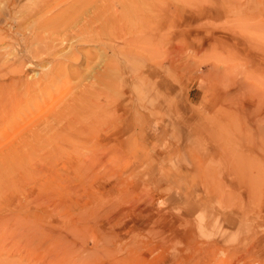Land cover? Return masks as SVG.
<instances>
[{"label": "rangeland", "instance_id": "obj_1", "mask_svg": "<svg viewBox=\"0 0 264 264\" xmlns=\"http://www.w3.org/2000/svg\"><path fill=\"white\" fill-rule=\"evenodd\" d=\"M41 1L0 0V264H264V0H162L160 19L104 0V21L126 20L115 29L132 45L76 42L60 66L29 72L37 32L53 29L38 20L66 0ZM107 51L121 68L113 126L87 114L68 127L95 100ZM131 109L143 118L120 122Z\"/></svg>", "mask_w": 264, "mask_h": 264}, {"label": "bare ground", "instance_id": "obj_2", "mask_svg": "<svg viewBox=\"0 0 264 264\" xmlns=\"http://www.w3.org/2000/svg\"><path fill=\"white\" fill-rule=\"evenodd\" d=\"M41 1V0H40ZM138 1V0H137ZM137 1H135L134 3H133V9H134V11L136 12V13H138V12H142V14L143 13H146V11L147 12H154V18L153 19H155V17L156 18H158V19H160V17H162L160 14H162L161 13V9H162V6H163V1L162 0H139L138 2ZM33 2H34V0H33ZM36 2L38 3V0H36ZM56 2H58V0H42L41 1V3H39L38 4V6H37V3H35V5H36V7L34 6V9L35 8H44V7H46V6H48V4H53V3H56ZM64 4V5H63ZM59 5V4H58ZM58 5H56V7H58L59 8V6ZM61 5V4H60ZM86 5L90 8V9H88L89 10V12H91V15H86L85 16V11L83 10V7H86ZM44 6V7H43ZM111 6V2L110 1H104V0H72V1H69V0H66V1H64L63 3H62V7H61V9H59V11H57V13H53L54 12V10H53V12H51V14L49 15H47V16H45L44 15V17L41 19H39L38 21H39V25H41L42 26V28L41 29H43V26H50L51 25V27L50 28H52V26H53V29L49 32V33H46V31H48V28H47V30H44L43 29V32L45 31V33H41V32H37L36 30V32H37V36H36V38L38 39V37L41 39L39 42H42V43H38L39 44V48H37L36 50H33L32 49V51H31V49H30V51L28 52V54H27V56H28V58H30V61H31V63L32 64H28L27 62H23L24 64L23 65H26V70H29V72H32L33 70H36V65H34V62L36 63V62H43V61H45L46 59L48 60V59H55V60H57V61H59L58 63H59V66L62 64V62H63V59H65L66 57H68L69 56V54L70 55H72V53L73 52H75L74 50H75V48H74V43H76V42H83L84 44H88V43H96V44H100V43H110L111 45H110V48L112 49V43L114 42H116L117 43V41H120V44H124V45H128V46H130V45H132V43L133 42H131L129 39L131 38H129V39H127V33H126V31L123 33V34H118V32L116 31L117 29H115L116 28V26H119V25H121V24H124V26L123 27H125V29L126 28H128V26H129V23L126 21V20H123V19H121V18H119V19H117V17H115L113 20H111V21H104V20H106V18H105V16H104V14H105V12H106V9H109V7ZM113 6V5H112ZM170 7H177V5L176 4H172V5H169ZM55 7V8H56ZM114 7V6H113ZM47 8V7H46ZM32 8H31V11L30 12H32ZM60 10H62V13H60ZM34 11V10H33ZM52 11V10H51ZM81 11V12H80ZM164 11V10H163ZM29 12V14H31ZM79 12H80V14H79ZM58 13H60V14H58ZM28 14V15H29ZM28 15H26V16H28ZM76 16V18L74 19V20H71V18H73V17H75ZM102 17H104V19L101 21L100 20V18H102ZM22 18V17H21ZM21 18H20V20H21ZM24 18H26L25 16H23V19ZM152 19V20H153ZM94 20H97V22H94ZM19 21V20H18ZM162 21V20H161ZM35 23V22H34ZM82 23V24H81ZM120 23V24H119ZM158 23V22H157ZM157 23L155 22V24L157 25ZM18 24H19V22H18ZM23 24V23H22ZM36 24V23H35ZM148 24L150 25H152V23H149L148 22ZM154 23H153V25H155ZM162 24V23H161ZM150 25V27H149V29L152 27ZM163 25V24H162ZM20 26V25H19ZM122 26V25H121ZM146 26H147V24H146ZM31 28V27H30ZM35 28V27H34ZM46 28V27H45ZM120 28V27H119ZM147 29L148 28V26L147 27H144V29ZM153 28V27H152ZM20 29V28H19ZM28 29V28H27ZM35 29H37L38 30V28H35ZM123 29V28H122ZM142 30H143V28H141ZM148 29V30H149ZM29 30V29H28ZM50 30V29H49ZM141 30V33H142V35H143V31L145 32V30H143L142 31ZM154 30H156V28L154 27ZM31 31V29L28 31V32H30ZM124 31V30H123ZM129 31V30H128ZM133 32V31H132ZM131 32V33H132ZM130 33V34H131ZM149 33V32H148ZM32 34V33H31ZM36 34V33H35ZM144 34H146V33H144ZM133 35V34H132ZM147 35V34H146ZM146 35H145V37H146ZM149 35V34H148ZM158 35H159V33H158ZM24 36V35H23ZM69 37H71V38H74V40L75 41H71L70 39H69ZM144 39H145V37L144 36H142ZM148 37V36H147ZM160 37V36H159ZM35 38V39H36ZM160 38H162V36L160 37ZM35 39H33V41L35 40ZM147 39H150V35H149V38H147ZM152 39H154V37L152 38ZM138 40V39H137ZM33 41H31L32 43H33ZM147 41H150L151 42V39L150 40H147ZM30 42V41H29ZM150 42L148 43V42H142L141 44H143V43H148L147 45H150ZM157 42V41H156ZM158 42H159V40H158ZM157 42V43H158ZM27 43V42H26ZM162 42H160V45L162 46V44H161ZM25 44V43H24ZM27 44H29V43H27ZM34 44V43H33ZM30 45V44H29ZM138 45H140V44H138ZM156 45V44H155ZM142 48L145 46V45H140ZM159 46V44H157L156 46H155V49H156V47H158ZM161 46H159V47H161ZM32 47V46H31ZM30 46H29V48H31ZM115 47V46H114ZM29 48H28V50H29ZM35 48H36V46H35ZM140 48V47H139ZM146 46H145V48H143L144 50H141L142 52L143 51H145V52H143V53H147V51H146ZM149 49H154L152 46L150 47H148ZM150 50V51H153V50ZM159 49V48H158ZM177 49V48H176ZM175 49V50H176ZM79 50V49H78ZM110 50V49H109ZM122 50V49H121ZM129 50V49H128ZM157 50V49H156ZM113 52H114V50H112ZM158 51V50H157ZM163 52V50L161 49V50H159L157 53H158V55L160 56H163L162 55V52ZM112 52V53H113ZM120 52V51H119ZM133 52V51H132ZM161 52V53H160ZM173 52V54H169V56H170V65H171V67H173V69L172 70H177L178 68L177 67H179V66H175L176 65V63H178V62H180V60L178 61L177 60V57L178 56H176V53H177V51H175V53H174V51H172ZM171 52V53H172ZM178 52H179V50H178ZM34 53L36 54V56H34ZM107 53V55H108V51L106 52ZM153 53L154 52H152V55H153ZM156 53V52H155ZM77 54V53H76ZM79 54V53H78ZM78 54H77V56H78ZM126 54V53H125ZM112 55V54H111ZM73 56V55H72ZM93 56V55H92ZM131 56V55H130ZM147 56H150L149 55V52L147 53ZM69 57H71V56H69ZM79 57V56H78ZM82 57V56H81ZM81 57L80 58H76V59H81ZM124 57V56H123ZM154 57H156V54L154 55ZM153 56H152V60H154L153 58H154ZM158 57V56H157ZM96 58H97V56H96ZM105 58H106V55H105ZM136 58H137V56H136ZM150 59H151V56L149 57ZM75 59V60H76ZM83 59V58H82ZM116 59V55L114 56V57H110V55H108V58L106 59V61H102V62H100V64H98L99 65V67H103L101 70H100V72H98L97 74H96V76H95V79H94V82H95V84H98V86L96 87L97 89H95V87L93 88V90H92V92H94V90L96 91L95 92V94H93L92 95V97H94L95 98V100H90V103H89V105L90 104H92L91 106H87V107H85V109L82 111H80L79 112V110H78V113H76L77 115L78 114H80L79 116H77L76 114H75V116H73V117H71V121H69V122H66V123H68V127H69V125H70V127L72 126V124H74V125H76V126H78V125H80V128H83L84 127V124H86L87 123V121L88 120H80L81 118L80 117H83V116H85V115H87V114H89L90 116H94L95 118L96 117H98L97 119H96V121L97 122H99L100 123V125H103V126H106L109 130H110V128L113 126V121L115 120V113H114V109L113 108H115L114 106H115V104H113V103H115V99L114 98H112V95H111V91H112V89H113V87H114V85H113V79H114V75H113V73L114 72H116V71H120L121 70V68L119 67V64L117 63V61L119 60L118 58V60L116 61L115 60ZM95 60V59H94ZM124 60V59H123ZM146 60V59H145ZM48 61H52V60H48ZM56 61V62H57ZM69 61H72V60H70L69 59ZM78 61V60H77ZM91 61V60H90ZM143 61V60H142ZM159 61H160V59H159ZM159 61H157V64H155L154 62V65L157 67V68H160V66L162 65V63L161 62H159ZM87 62V61H86ZM127 62V61H126ZM57 63V64H58ZM69 63V62H68ZM72 63H73V61H72ZM71 63V64H72ZM92 62H90V64H91ZM42 64V63H41ZM40 64V65H41ZM56 64V63H55ZM179 64V63H178ZM70 65V64H69ZM164 65V64H163ZM57 66V65H56ZM127 66V65H126ZM181 66V65H180ZM186 67H188V66H186ZM39 68H40V66H39ZM54 68H55V65H54ZM182 69V68H181ZM55 70L56 71H58L59 72V70H57L56 68H55ZM54 70V71H55ZM65 70H66V68H65ZM65 70H63V71H65ZM165 70V69H164ZM163 70V71H164ZM179 70V69H178ZM180 71V70H179ZM149 75H148V77H152L153 78V81H154V87H156V88H158L159 89V87H160V80H159V78H158V75H157V72H154V73H152V72H150L149 71ZM173 73V72H172ZM175 73V72H174ZM68 74H69V72H68ZM67 74V75H68ZM71 74V73H70ZM18 74H14V76H17ZM62 76H61V78H64V80H66L67 82H70L69 80H68V78H69V76H66V75H64V74H61ZM175 75V74H174ZM54 76V75H53ZM71 76H72V74H71ZM70 76V77H71ZM75 76L76 75H74V78H75ZM123 76H124V73L122 72V74H121V77H122V79H123ZM59 77V76H58ZM144 77V76H143ZM142 77V78H143ZM176 77V76H175ZM54 78V77H53ZM141 78V79H142ZM40 79H41V77H40ZM55 79V78H54ZM53 80V79H52ZM71 80H73V78L71 79ZM124 80V79H123ZM144 80V79H143ZM142 80V81H143ZM152 80V79H151ZM56 81V80H55ZM125 81V80H124ZM148 81H150V80H148ZM147 81V82H148ZM12 82L13 83H16V85L17 84H19V80H12ZM126 82V81H125ZM152 82V81H151ZM176 82V81H175ZM39 83H41V81L39 80ZM44 83V82H43ZM56 83V82H55ZM143 84H144V82H142ZM42 84V83H41ZM41 84H39L38 86H41ZM123 84H124V82H123ZM145 84H146V82H145ZM52 85V84H51ZM50 85V87H52ZM49 87V86H48ZM47 87V88H48ZM39 88V87H38ZM53 88H54V86H53ZM52 88V90H54V89H56V87L53 89ZM100 91H99V90ZM39 91H40V93L42 94L43 92H41L42 91V87H41V90L39 89ZM44 91H45V89H44ZM97 91H99V92H97ZM153 91V90H152ZM53 92V91H52ZM52 92H50V91H47L46 90V92H44V94H45V96H41L40 94V96H39V98L38 99H36V101H35V99H34V101H35V103L36 104H38L40 101H42V100H45L46 99V97L49 95V96H51L52 95ZM147 92V91H146ZM155 93V92H154ZM128 94V93H127ZM126 94V95H127ZM160 94V93H159ZM36 95V94H35ZM34 96V95H33ZM33 96H31L32 98H36L37 96H38V94L35 96V97H33ZM161 96V95H160ZM31 97H29V98H31ZM127 97H128V95H127ZM159 98V97H158ZM91 99V98H90ZM103 99V101H105V102H103L102 103V100ZM30 101V100H29ZM140 101V100H139ZM157 102H159L158 100H157ZM26 103V102H25ZM35 103H33V104H35ZM32 103H30V105H31ZM32 104V105H33ZM141 106H140V108L141 109H143V107H142V105H143V102L141 101ZM23 105V104H22ZM27 105H28V103H27ZM31 105V107H33ZM114 105V106H113ZM21 106V105H20ZM35 106V105H34ZM22 107V106H21ZM29 107V106H28ZM28 107H26V105H25V109H27L28 110ZM113 107V108H112ZM130 107V106H129ZM128 107V108H129ZM138 107V106H137ZM157 110L156 111H158L159 109H160V105L159 104H157ZM248 107V106H247ZM77 108H79V107H77ZM95 108V109H94ZM246 108V107H245ZM23 109V108H22ZM22 109H19V111L21 110V112L23 111ZM135 109V108H134ZM96 110V111H95ZM136 110V109H135ZM155 111V112H156ZM69 113V112H68ZM70 113H72V112H70ZM75 113V112H74ZM158 113V116H156L155 117V121H156V123H155V125H157L158 127H159V125L161 124V120H162V117L160 116L161 114H159V112H157ZM20 114V113H19ZM18 114V115H19ZM136 115H138L139 117H141V118H143V116L142 115H140V112L139 111H134L133 109H131L130 111H127V112H125V113H123V114H121V116H120V122H124V121H128L129 122V124L131 123H133L134 121H136L137 119H136ZM14 116H15V113H14ZM62 118V116H57V117H53V120L54 121H56V122H53L54 124L56 123V124H59V123H61V118ZM76 117V118H75ZM77 117H79L78 119H77ZM138 117V118H139ZM107 118H108V121H107ZM68 119V118H67ZM88 119V118H87ZM136 119V120H135ZM68 121V120H67ZM127 122V123H128ZM52 123V124H53ZM111 123V124H110ZM116 125V124H115ZM125 127V126H124ZM123 127V128H124ZM79 127L77 128V129H80ZM115 128V127H114ZM37 130V129H36ZM39 130V129H38ZM52 130V129H51ZM107 131V130H102V133H101V138H102V141H107V142H110L111 140H113V138H114V136H115V134L113 133V131ZM41 131V130H40ZM43 131V133H45L44 132V130H42ZM46 131V130H45ZM39 132V131H38ZM62 132H63V130H62ZM42 133V134H43ZM48 133H49V131H48ZM50 133H51V131H50ZM33 134V132L30 134V135H32ZM38 135V134H37ZM46 135V134H45ZM56 135V134H55ZM54 135V136H55ZM23 137H24V135H22ZM43 136V135H42ZM57 136H59V134L57 135ZM41 137V136H40ZM5 228V227H4ZM7 229H8V227H7Z\"/></svg>", "mask_w": 264, "mask_h": 264}]
</instances>
